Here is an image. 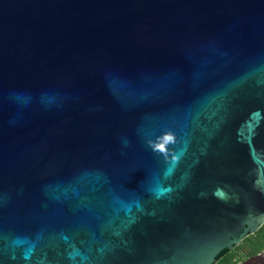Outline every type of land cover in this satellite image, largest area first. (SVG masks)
Instances as JSON below:
<instances>
[{"label":"water","instance_id":"water-1","mask_svg":"<svg viewBox=\"0 0 264 264\" xmlns=\"http://www.w3.org/2000/svg\"><path fill=\"white\" fill-rule=\"evenodd\" d=\"M263 222L264 0H0V264H212Z\"/></svg>","mask_w":264,"mask_h":264},{"label":"flooded vegetation","instance_id":"flooded-vegetation-1","mask_svg":"<svg viewBox=\"0 0 264 264\" xmlns=\"http://www.w3.org/2000/svg\"><path fill=\"white\" fill-rule=\"evenodd\" d=\"M212 264H264V222L254 232L244 235L231 249L221 250Z\"/></svg>","mask_w":264,"mask_h":264}]
</instances>
